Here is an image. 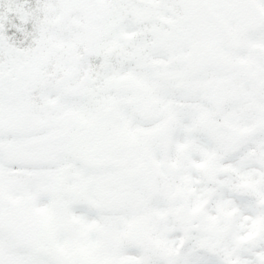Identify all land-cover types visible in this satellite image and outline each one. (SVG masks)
<instances>
[{"label": "snow or ice", "instance_id": "obj_1", "mask_svg": "<svg viewBox=\"0 0 264 264\" xmlns=\"http://www.w3.org/2000/svg\"><path fill=\"white\" fill-rule=\"evenodd\" d=\"M0 264H264V0H0Z\"/></svg>", "mask_w": 264, "mask_h": 264}]
</instances>
